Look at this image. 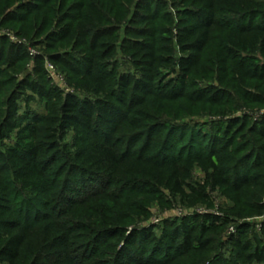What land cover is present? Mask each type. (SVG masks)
<instances>
[{
    "label": "trees",
    "instance_id": "16d2710c",
    "mask_svg": "<svg viewBox=\"0 0 264 264\" xmlns=\"http://www.w3.org/2000/svg\"><path fill=\"white\" fill-rule=\"evenodd\" d=\"M0 30L27 43L0 38V264H264V0H0ZM195 169L220 218L74 219L94 200L123 221L127 188L208 203Z\"/></svg>",
    "mask_w": 264,
    "mask_h": 264
},
{
    "label": "rangeland",
    "instance_id": "374dc122",
    "mask_svg": "<svg viewBox=\"0 0 264 264\" xmlns=\"http://www.w3.org/2000/svg\"><path fill=\"white\" fill-rule=\"evenodd\" d=\"M0 38H8L13 44H25L27 46L26 42L16 40L13 36L7 34L6 31L0 30ZM28 52L30 56L40 54L38 48H28ZM46 63L48 62L46 61L45 64ZM53 68L54 74L56 76H59L61 79L58 80L54 76H51L47 73L48 79L50 80L51 84L58 87L63 92L72 91L70 86L67 84V80L64 75L61 74L54 66ZM27 70H30L29 65L27 67ZM24 96L26 97V95ZM18 104L20 106V114H22V112L24 110H27L28 108L34 111H41L36 99H34L33 101H29V103H26L24 100L19 101ZM4 144L11 145L12 139H10L9 141H5ZM188 182L191 186H194L196 188H204L206 190V193L209 195L208 203L196 205L193 207L187 206L186 204L182 203L179 197H175L167 190H161L159 199L150 202L147 194L136 193L142 191L141 188H133V190H129V188L122 189V187H119L123 190L121 192L125 194V197L131 194L130 199H128L127 201L129 202V206H131L132 208V212L122 211L120 217L124 218L123 221H120L118 219L119 216L116 215L118 213L114 209L113 204L106 201L94 200H88V203H86L84 206H74L72 208V211L75 215L74 219L77 222L83 224L82 226L84 227L82 231L86 234L89 233V230L94 231L96 229L97 220L104 221L109 217L113 218L114 222H116L119 227L124 228L127 233H129L131 230L137 229H152L153 234L159 236L163 227L171 223L178 224L181 220L184 219H191L198 216H214L220 218L225 207L229 205V202L227 198L221 196V194H219L217 190L211 191L206 186V176L204 172L199 169H195ZM121 192L118 191V193ZM143 212L145 213L141 216L135 214H141ZM221 232L223 236V242H225L228 238L235 234L232 225L225 226L221 230ZM112 239L113 237H105L102 239V242ZM112 245H115V243H112ZM107 256H102L100 257V259H97V261L103 262V264H108L107 262L109 260V257Z\"/></svg>",
    "mask_w": 264,
    "mask_h": 264
},
{
    "label": "built area",
    "instance_id": "2783aa9c",
    "mask_svg": "<svg viewBox=\"0 0 264 264\" xmlns=\"http://www.w3.org/2000/svg\"><path fill=\"white\" fill-rule=\"evenodd\" d=\"M45 69H46L47 73L50 74L51 76H54L58 80L61 79L59 76H56L54 74V68H53V66L51 64L46 63L45 64Z\"/></svg>",
    "mask_w": 264,
    "mask_h": 264
}]
</instances>
